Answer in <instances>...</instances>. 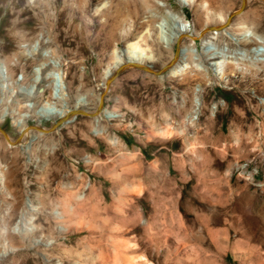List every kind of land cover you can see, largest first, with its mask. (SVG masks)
I'll return each instance as SVG.
<instances>
[{
  "label": "rangeland",
  "instance_id": "374dc122",
  "mask_svg": "<svg viewBox=\"0 0 264 264\" xmlns=\"http://www.w3.org/2000/svg\"><path fill=\"white\" fill-rule=\"evenodd\" d=\"M242 4L0 0V129L50 131L0 132V264H264V1ZM183 23L188 68L107 90L122 49L167 65ZM63 87L89 112L107 90L108 117L37 114Z\"/></svg>",
  "mask_w": 264,
  "mask_h": 264
},
{
  "label": "bare ground",
  "instance_id": "6f19581e",
  "mask_svg": "<svg viewBox=\"0 0 264 264\" xmlns=\"http://www.w3.org/2000/svg\"><path fill=\"white\" fill-rule=\"evenodd\" d=\"M245 2H247V0H245ZM253 18H254V20L258 21V19L256 17H253ZM228 19L226 21L223 20V24L221 26L226 25ZM179 29H180V31L177 34H175V33L174 34H168L167 38H166L168 48H171L173 46V44H175L176 48H177V44L180 43V48H179L180 49V59L178 62L174 63L172 68H170L169 73L167 74L168 78L177 76V75L181 74L186 68H188L189 55H190V51L193 50V48L191 47L192 44H187L184 39L187 38V39H190L191 41L196 39V37H195L196 35L194 33H190V28H189L188 24L183 23L182 25H180ZM209 30H210V28H205L204 30L200 31L197 35L200 37H203L205 34H207L209 32ZM211 34H213V35H219V34L226 35V34H228V31L226 30V28H224L221 31H213ZM238 45L243 46L245 48H250L249 50L252 51L253 48H251V47L258 46L259 42L256 41L255 39L249 38V39H245V40H239ZM150 59H151V57L148 56V54H146L145 52L137 51L132 47L122 49L117 54L116 62H115V64H113L112 69H110L107 73L108 80H110V78L114 75V73L116 72L118 67H120L122 65H125L126 67L133 66L134 63H140L143 65H146L145 63H148L147 61H149ZM261 69L264 72V66H261ZM261 69L258 70V72L261 71ZM258 72L256 71V73H258ZM59 81H61V80H59ZM63 89H64V91H62V92L58 91V90H56V91L53 90V92L51 94V99L54 101L44 103L40 107L39 111H37V114H39L41 117H45V118L51 117V116L58 117L60 119V121L57 123L58 127L61 126V124H65L66 122H70V120H69L70 118H75L76 117L75 111L78 109L77 107L79 105L81 106V104L85 105L87 103L86 100L79 99V101H78L79 105H77L74 109H72V108L66 109L67 106L65 104L62 107L58 106L59 104L57 105V102H62L66 96V94H65L66 89L64 87H63ZM102 117H108L106 109H104L97 116L96 121L99 122L102 119ZM34 130L38 131L39 134L50 133L49 130L40 128L38 126L29 127L27 125H25V126L23 125L22 129H21L20 139L18 141H13L1 129H0V132L5 135L10 146H20L23 143L24 137L28 136ZM23 230L24 231L28 230V227L26 225H23Z\"/></svg>",
  "mask_w": 264,
  "mask_h": 264
},
{
  "label": "water",
  "instance_id": "95a60500",
  "mask_svg": "<svg viewBox=\"0 0 264 264\" xmlns=\"http://www.w3.org/2000/svg\"><path fill=\"white\" fill-rule=\"evenodd\" d=\"M245 5H246V2H245V0H243L242 7H241V9L239 11L236 12V14H240L243 11ZM231 19H232V17H229L226 25L219 26V27H213L212 30L213 31H221L222 29H224V28L227 27V25L230 23ZM179 48H180V43L177 44L176 53H175L173 59L167 65H165L163 68H161L158 71L157 70H154L153 67L151 65H148V64L147 65H143V64H140V63H134L133 66L135 68H137V69H141V70L146 71L148 73H153V74H156V75H161L164 71L172 68V66L174 65V63H176V62L179 61V59H180V49ZM125 68H126L125 65H122V66L118 67V69L116 70V72L114 73V75L107 82V90L109 88V85L112 84V82H114V80H116V78L124 71ZM107 90L101 95L100 100H99L98 107H97V109H96L95 112H89V111H86V110L77 109L75 111V114L76 115H84V116L92 117V118L97 117L104 110V105H105V99H106Z\"/></svg>",
  "mask_w": 264,
  "mask_h": 264
}]
</instances>
